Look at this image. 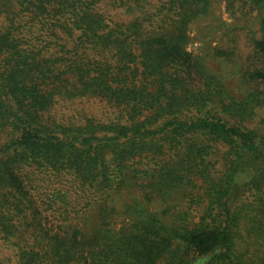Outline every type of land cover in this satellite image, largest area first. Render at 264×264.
Masks as SVG:
<instances>
[{
  "label": "trees",
  "instance_id": "trees-1",
  "mask_svg": "<svg viewBox=\"0 0 264 264\" xmlns=\"http://www.w3.org/2000/svg\"><path fill=\"white\" fill-rule=\"evenodd\" d=\"M101 2L0 0V264H264V0L242 99L184 47L213 0Z\"/></svg>",
  "mask_w": 264,
  "mask_h": 264
},
{
  "label": "rangeland",
  "instance_id": "rangeland-1",
  "mask_svg": "<svg viewBox=\"0 0 264 264\" xmlns=\"http://www.w3.org/2000/svg\"><path fill=\"white\" fill-rule=\"evenodd\" d=\"M100 8L108 19L115 22H129L133 18L124 8L113 6L112 0H102ZM259 19L260 11L256 7L249 6L244 15L234 14L228 9L226 0H213L211 13L193 19L188 25L184 47L194 58H201L212 73L220 75L229 91L241 99L247 96L253 85L246 78L245 71L253 62L252 39L260 36L257 31ZM147 30L143 32L147 37L159 33L155 29ZM130 186L123 190V199L127 201L137 196L136 189ZM181 196L176 193L169 201L154 202L153 208L161 212L165 206L180 201ZM123 218L124 215L120 214L114 216V221L120 226ZM77 223L84 225L85 232L93 231L100 223L98 209L93 208L86 218Z\"/></svg>",
  "mask_w": 264,
  "mask_h": 264
}]
</instances>
